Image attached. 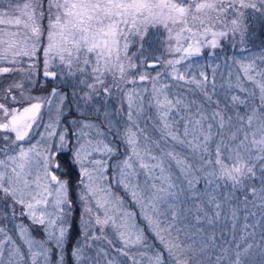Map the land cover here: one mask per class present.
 I'll return each mask as SVG.
<instances>
[{
	"label": "snow or ice",
	"instance_id": "1",
	"mask_svg": "<svg viewBox=\"0 0 264 264\" xmlns=\"http://www.w3.org/2000/svg\"><path fill=\"white\" fill-rule=\"evenodd\" d=\"M6 2L7 7L0 4V64L11 66L0 67V76L18 72L22 79L0 90V99L17 105L0 103V130L14 133V139L0 135V200L10 198L12 218L27 216L41 228L44 238H34L23 223L15 225V238L0 227V264H53V254L54 264H66L71 200L68 181L55 174L65 151L71 153L69 163L78 166L80 173L81 239L70 253L74 264L85 260L101 264V257L105 264H120L109 249L131 264H264V50L250 59L223 57L226 65L231 61L243 74L237 75L235 85L229 80V89L246 94L242 98L233 93L224 107L213 100L215 68L211 80L204 71L189 76L191 64L180 71L184 62L200 56L203 49L221 47L222 39L230 38L233 46L243 44L249 27L247 11L264 21V0ZM150 29H163L166 35L161 43L171 58L163 59L164 53L153 55L147 67L170 69L167 74L194 86L190 91L199 92L203 102L170 95L169 85L160 81L161 72L153 77L131 75L148 60L143 41ZM134 37L139 38L138 51L129 56V45L137 43ZM209 55L214 56V51ZM109 77L111 83H107ZM58 78L65 84L78 78L72 95L83 85L85 103L102 93L105 100L114 91L122 94L121 104L127 101L123 130L108 118L106 109L107 131L82 118L58 131L67 95L58 86L44 96L31 94L37 85L43 87ZM25 81L30 88L25 89ZM138 81L151 82L150 92L143 89L147 99L134 88L125 90ZM145 100L155 109L158 122L153 129L158 138L141 127ZM54 103L55 123L51 121ZM205 104L215 107L209 112ZM45 106L49 123L43 124L45 130L31 143L43 123ZM122 111L118 107L116 115ZM114 127L115 139L126 154L112 163L118 152L108 139ZM113 184L130 196L139 213L125 209L124 197L113 190ZM106 226L120 242L119 248L105 234ZM95 241H104L109 248L97 247L95 258L85 256Z\"/></svg>",
	"mask_w": 264,
	"mask_h": 264
},
{
	"label": "rangeland",
	"instance_id": "2",
	"mask_svg": "<svg viewBox=\"0 0 264 264\" xmlns=\"http://www.w3.org/2000/svg\"><path fill=\"white\" fill-rule=\"evenodd\" d=\"M247 12L252 15L251 10H248ZM218 48H216L215 50H213L211 48L203 49L202 54L200 56L193 57V58H191L190 61L184 62L180 66V71L183 72L186 68H188L189 64H191V69L188 72L189 76H191L193 74L198 75V73L200 71H204V72H206L209 79L211 80V78L213 76V69L215 68L216 69V71H215L216 92H215V95L213 96V100L214 101L219 100L220 106L224 107L230 103L231 95L233 93L241 96L242 98L246 94L240 92L238 88L229 89V87H228L229 80L231 81V83L233 85H235L237 83V81H236L237 75L239 74L242 77L243 74L238 73V71H237L238 66L232 64L231 61L228 62V65L225 64L224 59H223V57H225V55L218 56L216 53ZM241 49H247V51H241ZM241 49H238L235 52H233L232 54L227 55V56L228 57H234L236 59H241L243 57H248L250 59V58H252L253 55L259 53L262 50V49H254V48H241ZM213 51H214L215 55L210 56L209 53L213 52ZM166 56H167V58H165V59L171 58L168 55H166ZM7 67H9V66H7ZM169 71H170V69H164L163 66H157L154 68H149V67H147V64L145 63L144 67L141 70H135L134 72L132 71L131 75L138 77L141 73H147L149 75V77H153V76H156V74L158 72H161V73H163V75L161 76L160 81H161V83L169 85L168 92L170 93V95L172 93H176V94L181 95V96H186L188 100L195 99L198 102H203V97H202V95H200L199 92L190 91V89H194V86L187 85L183 81H180V82L174 81L172 79V77L167 74ZM229 71L232 72V75L230 78H229ZM21 79H22V77H21L20 73H18V72L13 73V74H3L2 76H0V90H2L9 82H11L13 80L21 81ZM40 79L41 80L43 79L42 75H41ZM50 83L53 84L52 87L58 86L60 88V91L67 95V92L64 89H62L60 86V84L62 85L63 82L59 78L55 82H53L51 80L48 81L46 84H44V86L50 85ZM44 86H43V88H44ZM246 86L251 87V85L247 84V83H246ZM24 87H25V89H28L31 86L25 81ZM133 88L140 91L145 96V98L147 99L148 94L143 93V89L148 88L149 92H150L151 82L150 81H145V82H139L138 81L135 85H132V84L127 85L125 90L133 89ZM209 91H211V87H209ZM13 94L19 96V91L14 90ZM31 94L35 95V96H44L45 95L44 93H38L37 94V93H34L32 91H31ZM82 94H83V92H82ZM121 95L122 94H120V93L114 92L113 97L108 99V100H105L103 95H102L101 98L103 101V106H101V107L96 106L97 108H94L93 110L83 108V107H77V104L75 102L74 105L72 106V109H71L75 113H73L71 115V117H68L66 119L68 120V122L70 124L74 119H81V118L85 119V120L93 121V122L99 124L102 130L107 131L104 116H103V113L107 109V111L110 113L108 118L113 121L114 125L119 124V126L121 127V130H123L122 122L124 120H126V116H127V101L125 99V100H123V103L121 104L120 99H118ZM81 96H80V98H81ZM67 100L68 99L65 100L64 105H63V114L60 117V122H61V118L63 117V115H66L69 111V108H71L70 104ZM106 101L109 102V104H110L109 107L105 106ZM0 103H7L8 107H17V105L11 103L10 99L8 101L0 99ZM204 106L210 112L211 109L215 107V104H213V105L205 104ZM21 107H22V105H21ZM118 107L123 108V111L120 115H116V109ZM144 108H145L144 113L140 118L141 127H146L149 135L153 136L154 138H158V134L155 133V131L153 129V124L158 122L156 120L155 109L148 107L146 100H145ZM82 109L85 110V113L88 112V113L93 114L95 116V118L81 117L80 112ZM96 109H99V111H96ZM240 111L241 112L244 111L243 106H240ZM42 112L44 114L43 123L38 130L34 131L31 143H35V141L37 139H39V133L43 132L45 130L43 127V124L49 123L50 117H49L48 107L47 106L43 107ZM55 117H56V111H55V103H54L51 106V121L53 123H55ZM149 117L151 119H149ZM60 122H59V127H60ZM114 134H115V127L113 128V133L110 134V136L108 138V139L112 140V142L118 148V152L116 153V155L111 158L112 163H115L117 160H122L124 158V155L126 154L124 152V145L119 140L115 139ZM0 135H9L10 138L14 139V133H5L2 130H0ZM54 139L56 140V137ZM2 143H3V141L0 140V144H2ZM25 147H28V143H25ZM93 158L98 159L100 157L94 156ZM76 167H77V170L79 173L78 166H76ZM107 174L111 178V176L113 175L112 170L109 169ZM79 176H80V173H79ZM112 187H113V190L115 192L119 193L121 196L124 197V204H125L126 210H128L130 212L139 213V209L134 205V203L131 201L130 196L125 194L124 190L121 187H118L116 184H113ZM198 187L202 188L203 185L200 184V185H198ZM2 196H3V193H0V197H2ZM10 203H11L10 198L0 200V227H5L8 230L9 234L15 238L17 236L15 225L17 223H23L24 225L29 226V228L31 230V235L34 238L42 239L40 237V234H42L43 238H44V234H43V231L41 230V228L38 226L32 225L27 216H24V217L17 216L15 219L12 218L11 212L8 208V205ZM16 210H17V212H19L21 209L19 208V206H17ZM252 210L253 211H259L258 209H252ZM137 221H139L138 215H137ZM79 224H81V215H80V219H79ZM95 232L97 235L100 234L98 227L95 229ZM105 234L109 237V239H112L114 241L116 248H119L121 246L120 242L118 240H116L115 235L112 232L110 227H107V226L105 227ZM89 235H92V232H89ZM78 237H79L78 240L81 239V234ZM2 238L3 237L0 236V239H2ZM77 241L74 242V244H76ZM97 247H104L105 249L109 248L107 243H105L104 241H95L92 243L91 248L85 250V256L95 258V252H96ZM109 251H110L111 256L117 257V259L120 261V264H131V261H129L127 258L118 256V254L113 249H109ZM133 251H135V250H133ZM55 259H56V256H55V254H53V257H52L53 264L55 262ZM100 261H101V264H105V261L102 257L100 258ZM83 264H88V262L85 260L83 262ZM257 264H259V261H257Z\"/></svg>",
	"mask_w": 264,
	"mask_h": 264
},
{
	"label": "trees",
	"instance_id": "3",
	"mask_svg": "<svg viewBox=\"0 0 264 264\" xmlns=\"http://www.w3.org/2000/svg\"><path fill=\"white\" fill-rule=\"evenodd\" d=\"M0 4H4L5 7H7V2L6 0H0ZM45 29L47 28V17L45 16L44 20L42 21ZM247 23L249 25L248 27V31H247V36H246V40L243 44L237 43L235 46L232 45L231 43V39H227V40H221L220 44L221 47H219L216 51L218 56L221 55H230L233 52H235L238 49L241 48H254V49H262L264 50V21H261L259 18H255L254 16H252L250 13L247 12ZM165 32L163 31V29H150L148 31L147 36L145 37L144 41H143V45L145 48V55H148V60L146 61V64H148V62H152V56L153 55H161L162 53H164V48L165 45L161 43V41L164 39L165 37ZM134 40L137 41V43H132L129 45V52L128 55L131 56L132 53H136L138 51V41L139 38L138 37H134ZM167 54L164 53L163 55V59L167 58L166 56ZM40 56V62H41V66H42V60H43V56H42V50L39 54ZM140 61V56L137 55L135 57V62L137 64H139ZM7 66H11L7 63L5 64H0V67H7ZM144 67V66H143ZM143 67H137V69L135 70H141ZM54 71L57 69H53ZM133 70V72L135 71ZM77 79H70L66 84L63 82L62 85L60 84L61 88L64 89L67 92V101L70 104L69 111L66 115H63V117L61 118V122H60V127L58 129V131H63L64 127H71V124L68 122V120L66 118L71 117V115L75 112H73L72 106L74 105V103L76 102L77 105H79V107H83V108H87L90 110H93L94 108L101 107L103 106V101H102V95L101 94L100 97H95L93 100L88 101L87 103H85L80 96L82 95V92L87 91L86 88H84L83 85H78L76 92L77 94L75 96L72 95L73 92V88L72 85L73 84H77ZM50 81V80H49ZM91 79H89V83H91ZM111 77L108 78L107 83H111ZM53 86L52 83H50V85H45L44 88L41 86H36L35 88H32V92L34 93H44L45 95L50 91L51 87ZM102 92V90H101ZM115 92V91H114ZM74 99V100H73ZM106 107H109L110 104L108 101H106L105 103ZM77 115V114H76ZM83 117H87V118H95V116L91 113L86 112L85 115ZM59 136L57 134L56 136V141H58ZM71 157V153L65 151L64 154H62L59 157V161L61 163V168L59 171H57L55 174L62 180H67L68 181V192H69V199L71 200V216L69 218L70 223H71V230L67 239V245H66V252L68 253V255L65 256V262L66 264H74V261L70 255L71 251H72V247L74 245V242H76L78 240V236L81 234V228H80V224H79V219H80V213L82 212V204L78 198V193L80 191V186L78 185V181L80 180V176L77 170V167L75 165H72L69 163ZM237 195H240V193L238 192ZM258 212V211H257ZM40 237L43 239V235L40 234ZM149 239H151V236L149 235Z\"/></svg>",
	"mask_w": 264,
	"mask_h": 264
},
{
	"label": "water",
	"instance_id": "4",
	"mask_svg": "<svg viewBox=\"0 0 264 264\" xmlns=\"http://www.w3.org/2000/svg\"><path fill=\"white\" fill-rule=\"evenodd\" d=\"M151 63V62H148V64Z\"/></svg>",
	"mask_w": 264,
	"mask_h": 264
}]
</instances>
